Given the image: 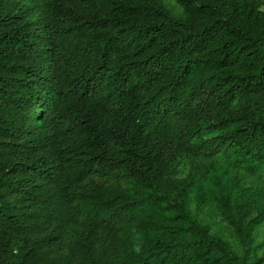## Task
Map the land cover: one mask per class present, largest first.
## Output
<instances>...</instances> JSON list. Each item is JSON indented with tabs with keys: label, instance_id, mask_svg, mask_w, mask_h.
Wrapping results in <instances>:
<instances>
[{
	"label": "trees",
	"instance_id": "obj_1",
	"mask_svg": "<svg viewBox=\"0 0 264 264\" xmlns=\"http://www.w3.org/2000/svg\"><path fill=\"white\" fill-rule=\"evenodd\" d=\"M177 1L0 0V264H264V0Z\"/></svg>",
	"mask_w": 264,
	"mask_h": 264
},
{
	"label": "rangeland",
	"instance_id": "obj_2",
	"mask_svg": "<svg viewBox=\"0 0 264 264\" xmlns=\"http://www.w3.org/2000/svg\"><path fill=\"white\" fill-rule=\"evenodd\" d=\"M165 3L174 15H179L181 13L182 9L177 0H165ZM262 9L264 10V5L262 6ZM192 209L203 223L211 225L212 233H216L223 237L225 240L229 241L233 245V248L237 253L242 252V246L236 235L234 234L233 229L227 222L222 220L213 202H207L198 210L195 209V204L193 203ZM131 239L134 248L139 250L141 248L142 240L140 234L132 230ZM255 246L259 247L258 251L264 252V222L258 226L255 232Z\"/></svg>",
	"mask_w": 264,
	"mask_h": 264
}]
</instances>
